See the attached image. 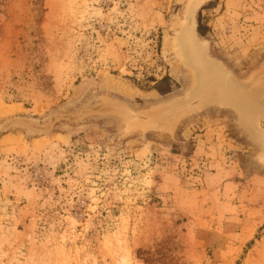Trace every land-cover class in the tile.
Segmentation results:
<instances>
[{
    "label": "rangeland",
    "instance_id": "374dc122",
    "mask_svg": "<svg viewBox=\"0 0 264 264\" xmlns=\"http://www.w3.org/2000/svg\"><path fill=\"white\" fill-rule=\"evenodd\" d=\"M191 2L0 0V264H264L263 146L229 103L183 112ZM193 22L264 85V0H201Z\"/></svg>",
    "mask_w": 264,
    "mask_h": 264
},
{
    "label": "bare ground",
    "instance_id": "6f19581e",
    "mask_svg": "<svg viewBox=\"0 0 264 264\" xmlns=\"http://www.w3.org/2000/svg\"><path fill=\"white\" fill-rule=\"evenodd\" d=\"M197 1L193 0L188 5L184 18L180 22L182 23V29L174 36L171 47L177 51L179 61L189 67L190 73L195 80L191 92L194 91L199 94L198 100L204 98L207 93H210L209 96L215 98V100L228 98L233 95V103L237 104L241 112L247 117L248 108L253 106L251 93L231 88L235 86L228 83L229 78H227L224 70L221 69L216 61L209 57L206 43L199 39L196 34L193 11ZM190 95L193 98L194 95L192 93ZM235 96L237 97L235 98Z\"/></svg>",
    "mask_w": 264,
    "mask_h": 264
},
{
    "label": "water",
    "instance_id": "95a60500",
    "mask_svg": "<svg viewBox=\"0 0 264 264\" xmlns=\"http://www.w3.org/2000/svg\"><path fill=\"white\" fill-rule=\"evenodd\" d=\"M193 1V0H191ZM201 0L197 1V4L200 3ZM213 60V59H212ZM219 64V63H218ZM220 66V64H219ZM221 67V66H220ZM221 69H223L221 67ZM227 78H229V82L232 85H234L235 87H231V88H237L240 90H244L247 91L249 93H251V97H252V108H248L247 110V114L248 116L246 117L244 113L241 112V110L239 109V107L237 106V104L233 103V95H230L228 98H223V99H217L215 100V98H212L211 96H209L210 93H207L206 96L200 100H198V95L197 93H195L194 91L191 92L193 93L195 96L193 97V100L191 101V103L189 105L186 106L185 111H189L192 109V107H197L199 105H201L204 101L206 100H215V101H220V102H224V103H229L231 105H233L237 111H239L240 116L242 117V119L244 120V122L250 127L252 128V130L254 131L257 140L260 142V144L263 146L264 149V104L261 102V98L255 96V91H253V89H251V87H247L246 84H253L255 89H259L260 87L262 89H264V85L262 82H260V78H259V74L258 73H253L247 80L244 81V83H241L240 81L234 80L233 78H231V76L229 75V73L227 71H225V69H223ZM247 82V83H246ZM262 83V84H261ZM232 90V89H231ZM211 97V98H210ZM237 96H235L236 98ZM192 106V107H191ZM257 111V112H256ZM249 112V113H248Z\"/></svg>",
    "mask_w": 264,
    "mask_h": 264
},
{
    "label": "crops",
    "instance_id": "0c3cea01",
    "mask_svg": "<svg viewBox=\"0 0 264 264\" xmlns=\"http://www.w3.org/2000/svg\"><path fill=\"white\" fill-rule=\"evenodd\" d=\"M256 176V175H255ZM229 180H233V181H235L234 179H232V178H229ZM250 180H251V183H254V182H257L258 181V178L257 177H251L250 178ZM237 182V181H236ZM263 183L261 184V187L260 188H256L255 187V194H257L256 193V191H260V192H263V189H264V179H263V181H262ZM237 189H239L241 192H243V190H242V188H243V184L241 183V182H237ZM244 187H246L245 185H244ZM246 191V190H245ZM239 192V191H238ZM236 196H235V194H233V197L231 196V195H228V198L226 199V200H224L223 201V205L228 209V212L227 213H229V220L228 221H230V223L232 224V221H236L237 220V222H241V221H244V219H240L239 218V216H237V218L235 217V216H233L234 214L236 215V213H237V211H238V207L239 206H237V204H236V201L234 200V198H235ZM249 221V220H248ZM245 222V221H244ZM242 223V222H241Z\"/></svg>",
    "mask_w": 264,
    "mask_h": 264
}]
</instances>
